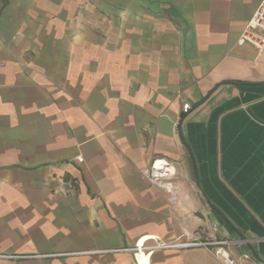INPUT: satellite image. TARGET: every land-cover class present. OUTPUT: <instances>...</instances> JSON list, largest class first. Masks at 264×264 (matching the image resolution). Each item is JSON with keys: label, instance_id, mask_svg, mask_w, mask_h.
Segmentation results:
<instances>
[{"label": "crops", "instance_id": "crops-1", "mask_svg": "<svg viewBox=\"0 0 264 264\" xmlns=\"http://www.w3.org/2000/svg\"><path fill=\"white\" fill-rule=\"evenodd\" d=\"M261 1L0 0V264L264 262Z\"/></svg>", "mask_w": 264, "mask_h": 264}, {"label": "built area", "instance_id": "built-area-1", "mask_svg": "<svg viewBox=\"0 0 264 264\" xmlns=\"http://www.w3.org/2000/svg\"><path fill=\"white\" fill-rule=\"evenodd\" d=\"M238 44H249L253 46L258 52L264 51V0L260 2L257 8L254 10L250 19L246 23L243 31L240 34ZM190 109L188 103L183 104L182 112L187 113ZM81 161L80 158H78ZM141 176L153 186L164 189L172 197L176 195V189L172 184V180L175 177L174 166L171 162L163 158H154L151 160L148 167L140 170ZM67 188L72 190L74 188L73 183H68ZM147 240H153V246H145ZM227 241H214V242H202L197 238H191V240L184 242L165 243L156 237H149L146 239H140L129 248L128 251L132 252L134 257L143 256L146 252L150 255L154 250H178L186 248H205L209 249L214 258L222 264H256L254 258L250 254H243L239 258H233L225 249ZM0 258L17 259L19 257L0 254Z\"/></svg>", "mask_w": 264, "mask_h": 264}, {"label": "water", "instance_id": "water-1", "mask_svg": "<svg viewBox=\"0 0 264 264\" xmlns=\"http://www.w3.org/2000/svg\"><path fill=\"white\" fill-rule=\"evenodd\" d=\"M256 258H257V256H255ZM258 260H259V258H257ZM259 262L261 263V264H264V262H262L261 260H259Z\"/></svg>", "mask_w": 264, "mask_h": 264}]
</instances>
